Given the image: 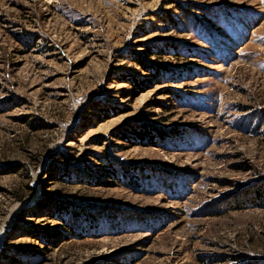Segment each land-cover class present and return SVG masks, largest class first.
<instances>
[{
  "label": "rangeland",
  "instance_id": "rangeland-1",
  "mask_svg": "<svg viewBox=\"0 0 264 264\" xmlns=\"http://www.w3.org/2000/svg\"><path fill=\"white\" fill-rule=\"evenodd\" d=\"M0 264H264V0H0Z\"/></svg>",
  "mask_w": 264,
  "mask_h": 264
},
{
  "label": "trees",
  "instance_id": "trees-1",
  "mask_svg": "<svg viewBox=\"0 0 264 264\" xmlns=\"http://www.w3.org/2000/svg\"><path fill=\"white\" fill-rule=\"evenodd\" d=\"M138 135H140V134L138 133ZM257 193H258V191L255 192V195H257ZM258 194H259V193H258ZM259 196H260V195H259ZM233 207H234V209H240L241 207H244V206L240 204L239 206H236V205H235V206H233Z\"/></svg>",
  "mask_w": 264,
  "mask_h": 264
}]
</instances>
